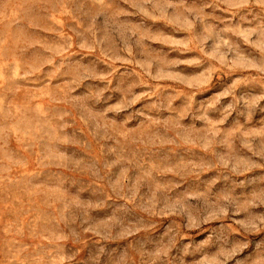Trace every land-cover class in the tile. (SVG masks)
<instances>
[{
  "label": "rangeland",
  "instance_id": "1",
  "mask_svg": "<svg viewBox=\"0 0 264 264\" xmlns=\"http://www.w3.org/2000/svg\"><path fill=\"white\" fill-rule=\"evenodd\" d=\"M0 264H264V0H0Z\"/></svg>",
  "mask_w": 264,
  "mask_h": 264
}]
</instances>
